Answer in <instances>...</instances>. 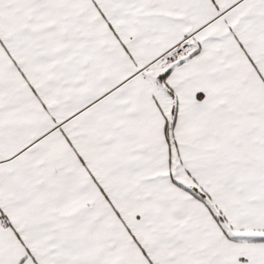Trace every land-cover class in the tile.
I'll return each instance as SVG.
<instances>
[{"label": "snow or ice", "instance_id": "6c2138e0", "mask_svg": "<svg viewBox=\"0 0 264 264\" xmlns=\"http://www.w3.org/2000/svg\"><path fill=\"white\" fill-rule=\"evenodd\" d=\"M0 264H264V0H0Z\"/></svg>", "mask_w": 264, "mask_h": 264}]
</instances>
